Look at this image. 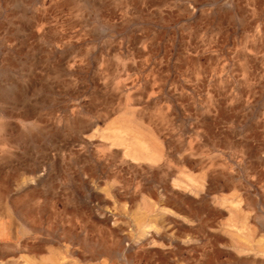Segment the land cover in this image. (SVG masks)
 <instances>
[{
  "label": "rangeland",
  "instance_id": "1",
  "mask_svg": "<svg viewBox=\"0 0 264 264\" xmlns=\"http://www.w3.org/2000/svg\"><path fill=\"white\" fill-rule=\"evenodd\" d=\"M0 264H264V0H0Z\"/></svg>",
  "mask_w": 264,
  "mask_h": 264
},
{
  "label": "bare ground",
  "instance_id": "2",
  "mask_svg": "<svg viewBox=\"0 0 264 264\" xmlns=\"http://www.w3.org/2000/svg\"><path fill=\"white\" fill-rule=\"evenodd\" d=\"M13 91V90H12ZM123 159V158H122ZM125 162V161H124ZM120 164V163H119ZM165 165V164H164ZM170 166V165H169ZM125 171V170H124ZM71 236V235H70ZM14 241V240H13ZM93 258V257H92ZM164 263V262H163Z\"/></svg>",
  "mask_w": 264,
  "mask_h": 264
}]
</instances>
